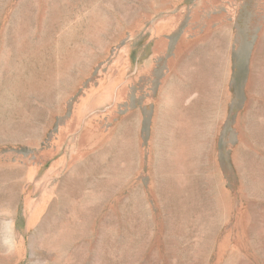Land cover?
<instances>
[{"label": "rangeland", "instance_id": "obj_1", "mask_svg": "<svg viewBox=\"0 0 264 264\" xmlns=\"http://www.w3.org/2000/svg\"><path fill=\"white\" fill-rule=\"evenodd\" d=\"M0 264H264V0H0Z\"/></svg>", "mask_w": 264, "mask_h": 264}, {"label": "clouds", "instance_id": "obj_2", "mask_svg": "<svg viewBox=\"0 0 264 264\" xmlns=\"http://www.w3.org/2000/svg\"><path fill=\"white\" fill-rule=\"evenodd\" d=\"M15 216L16 209L10 202H0V251L8 255L14 254L19 246Z\"/></svg>", "mask_w": 264, "mask_h": 264}]
</instances>
